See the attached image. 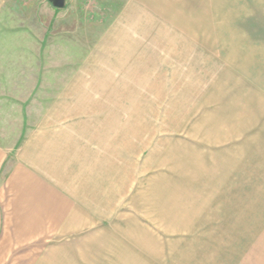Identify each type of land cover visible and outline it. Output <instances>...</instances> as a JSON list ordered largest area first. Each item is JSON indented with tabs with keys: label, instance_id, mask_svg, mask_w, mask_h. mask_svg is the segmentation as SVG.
Wrapping results in <instances>:
<instances>
[{
	"label": "crops",
	"instance_id": "1",
	"mask_svg": "<svg viewBox=\"0 0 264 264\" xmlns=\"http://www.w3.org/2000/svg\"><path fill=\"white\" fill-rule=\"evenodd\" d=\"M130 1L146 22L130 32L150 34L182 70L219 46L186 0ZM255 59L195 93L209 99L186 122V169L163 162L160 173L143 169L141 145L128 153L109 105L80 109L74 90L20 104L0 74V264L37 243L38 261L22 264L99 255L111 240L134 264H264V53Z\"/></svg>",
	"mask_w": 264,
	"mask_h": 264
},
{
	"label": "rangeland",
	"instance_id": "2",
	"mask_svg": "<svg viewBox=\"0 0 264 264\" xmlns=\"http://www.w3.org/2000/svg\"><path fill=\"white\" fill-rule=\"evenodd\" d=\"M132 4L65 0V7L57 9L52 0H0V74L9 79L2 82L14 85V102L23 104L30 95L32 107L63 99L72 90L80 109L109 105L112 130L126 139L128 153L141 145L144 170L160 173L163 162L183 170L186 122L199 119L200 100L206 98L195 93L214 87L218 73L247 72L250 57L261 61L264 0H186L189 21L211 26L219 41L211 49L208 43L200 63L192 58L186 71L167 52L152 48L150 34L130 32L146 23ZM128 242L127 253H134ZM37 244L16 250L6 264L37 262ZM118 248V241H105L96 247L99 255L51 258L49 263H135L133 254L113 256ZM27 252L35 255L19 256Z\"/></svg>",
	"mask_w": 264,
	"mask_h": 264
},
{
	"label": "water",
	"instance_id": "3",
	"mask_svg": "<svg viewBox=\"0 0 264 264\" xmlns=\"http://www.w3.org/2000/svg\"><path fill=\"white\" fill-rule=\"evenodd\" d=\"M52 4L57 9H63L65 7V0H52Z\"/></svg>",
	"mask_w": 264,
	"mask_h": 264
}]
</instances>
